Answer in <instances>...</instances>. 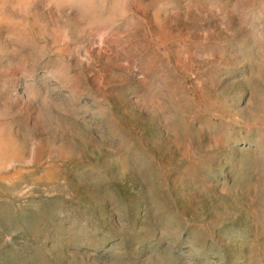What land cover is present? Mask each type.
I'll list each match as a JSON object with an SVG mask.
<instances>
[{"label": "rangeland", "instance_id": "374dc122", "mask_svg": "<svg viewBox=\"0 0 264 264\" xmlns=\"http://www.w3.org/2000/svg\"><path fill=\"white\" fill-rule=\"evenodd\" d=\"M0 264H264V0H0Z\"/></svg>", "mask_w": 264, "mask_h": 264}]
</instances>
